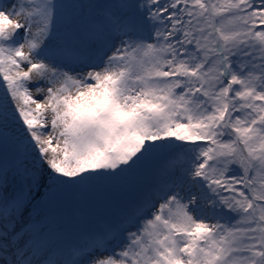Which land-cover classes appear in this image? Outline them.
<instances>
[{"label":"snow or ice","instance_id":"obj_1","mask_svg":"<svg viewBox=\"0 0 264 264\" xmlns=\"http://www.w3.org/2000/svg\"><path fill=\"white\" fill-rule=\"evenodd\" d=\"M0 264H264V0H0Z\"/></svg>","mask_w":264,"mask_h":264}]
</instances>
